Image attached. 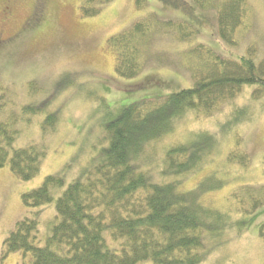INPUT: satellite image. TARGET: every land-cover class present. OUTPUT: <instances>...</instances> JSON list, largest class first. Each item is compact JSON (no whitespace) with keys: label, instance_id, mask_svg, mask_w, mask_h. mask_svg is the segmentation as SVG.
Returning a JSON list of instances; mask_svg holds the SVG:
<instances>
[{"label":"rangeland","instance_id":"1","mask_svg":"<svg viewBox=\"0 0 264 264\" xmlns=\"http://www.w3.org/2000/svg\"><path fill=\"white\" fill-rule=\"evenodd\" d=\"M103 1L0 0V121L14 120L16 147L36 143L45 150L39 173L30 180L15 177L8 165L0 167V264H23L21 252L3 253L5 239L25 217L38 220L37 244L46 243L56 222V199L100 163L107 147L105 125L124 106L192 86L198 68L191 65L198 58L191 49L197 54L203 44L221 57L238 59L254 47L255 60L264 57V0H248L250 11L234 45L218 36L216 10L201 8L195 0H180L177 8L172 1L145 0L142 7L136 0ZM83 5L100 12L83 15ZM150 14L160 20L149 24L142 69L132 78H121L107 39L139 21L146 23ZM162 20L175 24L164 26ZM179 21L197 30L185 41L176 37ZM257 88L244 85L208 116L184 112L142 153L144 168L168 180L171 176L159 172L166 167L170 146L187 144L202 152L196 168L180 175V189L202 185L199 199L219 211L223 224L204 233L199 264H264V240L258 234L264 206L250 209L249 200L258 193L254 188L264 185V93L255 97ZM52 112L57 119L51 127L52 121L44 120ZM233 150L245 153L247 165L227 159ZM47 175L59 176L63 184L51 189L49 203L26 207L22 194L39 187Z\"/></svg>","mask_w":264,"mask_h":264},{"label":"trees","instance_id":"2","mask_svg":"<svg viewBox=\"0 0 264 264\" xmlns=\"http://www.w3.org/2000/svg\"><path fill=\"white\" fill-rule=\"evenodd\" d=\"M144 1L136 0L137 6L142 7ZM159 1H172L174 8L180 5V0ZM195 2L201 8L216 10L218 36L228 44H236V32L250 11L248 0ZM81 10L87 16L100 12V8L89 9L85 5ZM189 10L191 17L193 7ZM148 17L146 23L139 21L107 39L108 47L115 53V74L121 78H132L142 69L146 35L150 25L160 20L154 14ZM179 22V40L185 41L197 31L191 24ZM160 23L175 24L166 20ZM198 47L197 54L194 48L189 51L198 58L191 67L200 69L192 77V86L124 106L105 125L107 147L100 163L69 183L56 199V222L46 243L37 244L38 220L25 217L5 239L3 257L21 252L23 264L201 263L205 232L223 223L219 221V211L199 199L198 192H204L202 185L183 191L180 175L196 168L202 152L187 144L170 146L164 155L166 167L159 172L171 176L168 180L154 177L144 168L142 153L168 133L173 120L184 112L208 116L233 100L244 85H258L255 97H260L264 93V57L255 60L254 47L238 59L221 57L203 44ZM29 85L36 89L33 81ZM56 119L52 112L44 122L52 121V127ZM13 122L0 121V167L8 165L15 177L30 180L39 173L45 150L36 143L16 147L18 131ZM227 159L242 166L248 162L245 153L238 150H233ZM62 184L59 176L47 175L39 187L22 194V202L26 207L49 203L51 189ZM254 189L258 193L250 195L249 200L250 209L256 210L264 206V185ZM258 234L264 240V222L259 225Z\"/></svg>","mask_w":264,"mask_h":264},{"label":"flooded vegetation","instance_id":"3","mask_svg":"<svg viewBox=\"0 0 264 264\" xmlns=\"http://www.w3.org/2000/svg\"><path fill=\"white\" fill-rule=\"evenodd\" d=\"M8 1V0H7ZM8 8V7H7Z\"/></svg>","mask_w":264,"mask_h":264}]
</instances>
